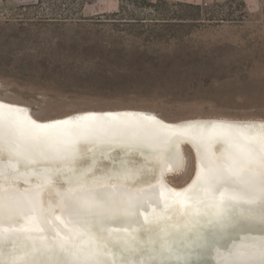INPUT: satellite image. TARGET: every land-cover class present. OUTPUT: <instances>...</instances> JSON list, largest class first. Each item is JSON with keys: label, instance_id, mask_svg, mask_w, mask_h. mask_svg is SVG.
<instances>
[{"label": "rangeland", "instance_id": "374dc122", "mask_svg": "<svg viewBox=\"0 0 264 264\" xmlns=\"http://www.w3.org/2000/svg\"><path fill=\"white\" fill-rule=\"evenodd\" d=\"M0 96L37 118H264V0H0ZM187 169L171 177L183 183Z\"/></svg>", "mask_w": 264, "mask_h": 264}, {"label": "snow or ice", "instance_id": "6c2138e0", "mask_svg": "<svg viewBox=\"0 0 264 264\" xmlns=\"http://www.w3.org/2000/svg\"><path fill=\"white\" fill-rule=\"evenodd\" d=\"M26 113V109L0 103V151L5 146L17 155L39 150L67 160L75 157L74 145L82 136L136 138L144 127L152 129L162 152L170 146L173 137L191 136L198 140L202 159L196 179L182 191L173 190L172 198L182 207L191 205L197 213L201 205L210 209L218 230L199 239L194 245L196 251L188 245L175 247L162 239L158 248L142 251L137 259L133 255L138 251L136 245L124 241L123 250L129 255L119 260L106 259L111 255L107 242L85 226L82 222L85 213L95 210L101 217L100 230L104 231L105 219L112 210L123 209L126 215H144L139 208L150 203V197L115 189L77 193L69 188L62 194L69 220L54 216L63 231L55 228V235L49 241L43 235L46 229L41 222L42 207L38 209L32 200L21 203L0 186V264H203L201 257L217 246L226 228L257 229L264 234V123L220 121L173 129L143 113L134 121L118 120L115 113H88L47 123H39ZM215 143L223 146L219 155L212 151ZM229 184L236 187L229 190ZM159 195L164 197V192ZM144 219L148 221L147 215ZM217 257V264H264V235L259 240H242L240 245L233 244L223 253L217 248Z\"/></svg>", "mask_w": 264, "mask_h": 264}, {"label": "bare ground", "instance_id": "6f19581e", "mask_svg": "<svg viewBox=\"0 0 264 264\" xmlns=\"http://www.w3.org/2000/svg\"><path fill=\"white\" fill-rule=\"evenodd\" d=\"M0 103L26 109V114L39 123L75 119L88 113H115L117 119L123 121H134L138 114L143 113L154 116L156 120L173 129L187 124L207 126L210 122L220 121L257 125L264 123V118L261 117L193 116L167 119L154 110L129 106L78 109L41 119L33 115L30 107L24 102L0 96ZM74 147L77 150L75 157L67 160L42 154L39 150L17 155L5 146L3 151H0V171L3 173L0 175V186H3L6 194L21 203L32 200L37 203L38 209L42 207L41 222L46 229L43 235L47 236L49 241H52L55 235V228L59 227L63 231V226L54 220V216L69 220L62 199V194L69 188L77 193H102L115 189L151 198L150 203L139 208V211L145 209L142 211L144 215H126L123 209L112 210L105 219L104 231L100 230L101 217L95 210L85 213L82 218L85 226L107 242V250L111 255L106 259L119 260L127 257L129 253L122 247L124 241L136 245L138 251L133 255L137 259L142 251L158 248L162 239H166L175 247L188 245L196 251L194 245L199 239L218 230L215 217L204 205L200 206L198 213L191 205L179 209L165 207V204L174 203L173 190L182 191L196 179L202 159V146L198 140L191 136L173 137L170 146L162 152L152 129L144 127L138 131L136 138L82 136ZM187 147L191 153L192 170L183 183L176 184L170 178L186 171ZM222 147L221 144L215 143L212 145V151L219 155ZM228 187L232 190L236 186L229 184ZM161 191L164 192V197H160ZM145 215L148 217L147 222ZM187 220V225L191 228L182 229L181 224ZM19 223L22 224L23 221ZM222 232L223 238L217 246L201 257L203 264H217V248L223 253L233 244L240 245L242 240H259L264 235L257 229L237 231L234 228H226ZM138 234L141 238H137Z\"/></svg>", "mask_w": 264, "mask_h": 264}, {"label": "water", "instance_id": "95a60500", "mask_svg": "<svg viewBox=\"0 0 264 264\" xmlns=\"http://www.w3.org/2000/svg\"><path fill=\"white\" fill-rule=\"evenodd\" d=\"M179 206V207H178ZM202 206V205H201ZM167 207H171V209H179V208H183L182 206H180L179 204H176L175 202L174 203H170V204H167ZM145 210V209H144ZM144 210H142V211H144ZM142 211H139V212H142ZM212 212V211H211ZM186 219V218H185ZM185 219H183V220H185ZM182 220V221H183ZM189 220H187V221H184L182 224H181V228L182 229H189V228H191V227H188V225H187V222H188ZM146 235H148V234H146ZM137 238H141V235L140 234H138L137 235Z\"/></svg>", "mask_w": 264, "mask_h": 264}]
</instances>
